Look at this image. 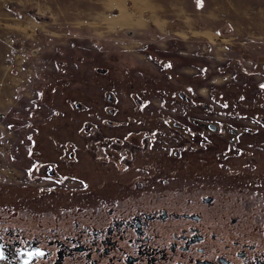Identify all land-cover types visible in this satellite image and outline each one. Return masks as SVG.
Segmentation results:
<instances>
[{
	"label": "rangeland",
	"instance_id": "rangeland-1",
	"mask_svg": "<svg viewBox=\"0 0 264 264\" xmlns=\"http://www.w3.org/2000/svg\"><path fill=\"white\" fill-rule=\"evenodd\" d=\"M0 233L264 264V0H0Z\"/></svg>",
	"mask_w": 264,
	"mask_h": 264
},
{
	"label": "flooded vegetation",
	"instance_id": "flooded-vegetation-1",
	"mask_svg": "<svg viewBox=\"0 0 264 264\" xmlns=\"http://www.w3.org/2000/svg\"><path fill=\"white\" fill-rule=\"evenodd\" d=\"M52 249L36 239L25 245L7 241L0 233V264H57Z\"/></svg>",
	"mask_w": 264,
	"mask_h": 264
},
{
	"label": "crops",
	"instance_id": "crops-1",
	"mask_svg": "<svg viewBox=\"0 0 264 264\" xmlns=\"http://www.w3.org/2000/svg\"><path fill=\"white\" fill-rule=\"evenodd\" d=\"M127 21L129 22V23H132V24H135V23H137V21L135 20V19H130V17L127 19Z\"/></svg>",
	"mask_w": 264,
	"mask_h": 264
}]
</instances>
